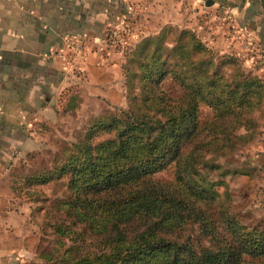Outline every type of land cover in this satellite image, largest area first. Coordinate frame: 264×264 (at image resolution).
Masks as SVG:
<instances>
[{"label": "trees", "instance_id": "16d2710c", "mask_svg": "<svg viewBox=\"0 0 264 264\" xmlns=\"http://www.w3.org/2000/svg\"><path fill=\"white\" fill-rule=\"evenodd\" d=\"M235 63L170 24L125 51L124 106L89 118L48 165L26 153L7 173L55 237L35 264H264V229L241 221L223 180L242 172L219 161L264 117V79ZM49 183L60 196L40 191Z\"/></svg>", "mask_w": 264, "mask_h": 264}, {"label": "crops", "instance_id": "0c3cea01", "mask_svg": "<svg viewBox=\"0 0 264 264\" xmlns=\"http://www.w3.org/2000/svg\"><path fill=\"white\" fill-rule=\"evenodd\" d=\"M205 1L0 0V264H28L33 241L23 236V219L21 224L13 219L15 210L22 214L23 203L4 196L10 191L2 184L23 160L20 154L28 151L31 134L59 112L91 100L116 106L123 98L122 56L107 54L100 41L107 24L121 18L135 22L138 31L129 34L135 42L156 32L159 24L203 14L214 19L206 46L230 56L244 53L251 69L264 78V0H212L206 6ZM202 26L195 24L192 30L206 38ZM66 42L83 45L73 66L55 55L68 56ZM258 156L249 162L253 172L245 175V190L264 201V152ZM257 205L264 211V203Z\"/></svg>", "mask_w": 264, "mask_h": 264}, {"label": "rangeland", "instance_id": "374dc122", "mask_svg": "<svg viewBox=\"0 0 264 264\" xmlns=\"http://www.w3.org/2000/svg\"><path fill=\"white\" fill-rule=\"evenodd\" d=\"M210 1V5L212 4V0ZM205 4V2H204ZM207 4H205L206 6ZM209 5V4H208ZM203 15V14H202ZM199 15L188 17V18H179L175 19V23H168L170 25H175L178 27H186L192 29L195 24H201L203 30L207 32V36L205 38V35H201L200 32H194L201 38V41H204L207 43V39H209V35L211 36L212 30L211 26L213 25L214 19H207V17H202ZM207 16V14H205ZM131 18V17H130ZM122 19V18H121ZM129 19V18H128ZM120 21V20H119ZM116 20L114 23L111 22L110 24H107L105 28L103 29V39L101 45L103 47V51H105L107 54L110 55L112 52H117L122 57V62L124 60V53L129 47H131L135 42L133 41V37L129 36L131 31L137 30V26L135 22L132 24H128L129 28L128 31L125 32V43H124V50H117L116 48L111 47L110 45H107L106 42V35L107 31L110 27H113L117 22ZM131 22V21H129ZM128 22V23H129ZM134 26V29H131V26ZM159 27H162V24H159ZM203 36V38H202ZM203 39V40H202ZM251 45V44H250ZM211 46V45H209ZM212 47V46H211ZM210 47V48H211ZM219 55H228L226 53H219L218 47L217 48H211ZM105 53V54H106ZM230 56V55H229ZM236 59L235 64H230L226 66V69H231L233 67H239L245 72H249L251 74H256L257 72H254L253 69L249 66L250 64L247 63V56H245L244 53L239 54L237 56H232ZM77 60V57H74V61L70 64V66H73ZM120 92L123 95V72H122V65L120 67ZM263 78V77H262ZM264 79V78H263ZM124 96L120 102L119 105L111 106L107 104L103 100H91L86 102L84 105L78 106L75 110H72L70 112H59V114L55 117V119H46V125L39 131V133H33L31 134V141L30 144L26 150L21 153V157L23 160L25 159L26 153H33L35 155L33 160V163H35L34 166L42 167L43 165H48L49 161L52 158V155L58 150L60 145L70 143L73 141L74 136L76 132L85 125L87 120L98 113L100 111L105 110L107 108L111 107H123L124 106ZM259 122H258V130L259 134L257 137L241 149V151H238L233 156L226 158V159H220V163L224 165V168L237 170L238 172L242 173H236L232 174L230 176H225L223 178L227 192L230 195V204L232 206L233 211L237 214V216L241 219L243 223L254 225L257 224L261 226L264 229V211L262 210L261 205L255 206L257 203L263 204L264 201H261V197H257V194L253 195L248 193L247 190H245L246 185L248 184L245 179V175L251 174L253 172L250 167H248L249 162L257 157H259V153L264 152V117H260L261 115L258 114ZM17 160V159H16ZM260 171V168H259ZM165 174H162L163 176ZM214 177V174H212ZM263 174L257 173V178L259 180H262ZM228 177V178H227ZM228 179V180H227ZM227 180V181H226ZM263 181V180H262ZM247 183V184H246ZM3 186H6V188L10 191L7 193V195L4 196H11L13 197V194H11V190L9 189V179H5ZM63 187L57 184L49 183L48 185L43 186L40 191L45 194L46 196L52 197V195L60 196L62 193ZM217 190L221 193L223 191L222 186H218ZM15 203L20 204L23 203L22 207L20 208L22 214H18V211L15 210V216L14 221L19 222L21 224V221L23 219L24 224V231L23 236H30V240H32V244L30 245L29 249V256H28V264H35L39 262V259L37 257V246L39 248H43L45 250H50L53 246L54 236L50 233V230L43 224L42 222V211L38 209L39 203L35 202H27L25 199H19L14 197ZM22 200V201H21ZM259 200V201H258ZM18 214V215H17ZM17 215V216H16Z\"/></svg>", "mask_w": 264, "mask_h": 264}, {"label": "built area", "instance_id": "2783aa9c", "mask_svg": "<svg viewBox=\"0 0 264 264\" xmlns=\"http://www.w3.org/2000/svg\"><path fill=\"white\" fill-rule=\"evenodd\" d=\"M128 23H126L123 19L117 22L113 27H110L107 31L106 35V42L107 45H110L117 50H124V43H125V32L128 31ZM68 46V56H64L61 52L59 54H55L65 60L67 63L71 64L74 61V57L79 56L83 53V45L79 42H66ZM105 57H103L104 59Z\"/></svg>", "mask_w": 264, "mask_h": 264}, {"label": "water", "instance_id": "95a60500", "mask_svg": "<svg viewBox=\"0 0 264 264\" xmlns=\"http://www.w3.org/2000/svg\"><path fill=\"white\" fill-rule=\"evenodd\" d=\"M205 4H207V5L210 4V1L209 0H206L205 1ZM51 101H53V100L51 99Z\"/></svg>", "mask_w": 264, "mask_h": 264}]
</instances>
